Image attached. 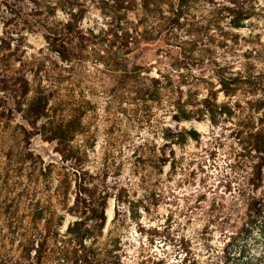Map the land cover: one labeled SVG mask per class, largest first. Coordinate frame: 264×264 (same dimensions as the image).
Here are the masks:
<instances>
[{"label":"rangeland","instance_id":"1","mask_svg":"<svg viewBox=\"0 0 264 264\" xmlns=\"http://www.w3.org/2000/svg\"><path fill=\"white\" fill-rule=\"evenodd\" d=\"M0 264H264V0H0Z\"/></svg>","mask_w":264,"mask_h":264},{"label":"bare ground","instance_id":"2","mask_svg":"<svg viewBox=\"0 0 264 264\" xmlns=\"http://www.w3.org/2000/svg\"><path fill=\"white\" fill-rule=\"evenodd\" d=\"M194 126L198 129V130H205V125L204 124H201V123H198V122H193ZM113 203L112 201H110L109 203V207L107 208L106 210V216H107V222H109L112 218V210H113ZM66 225V223H65Z\"/></svg>","mask_w":264,"mask_h":264}]
</instances>
